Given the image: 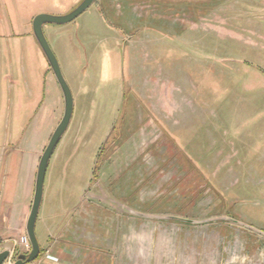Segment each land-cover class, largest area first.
Segmentation results:
<instances>
[{
    "label": "rangeland",
    "instance_id": "rangeland-1",
    "mask_svg": "<svg viewBox=\"0 0 264 264\" xmlns=\"http://www.w3.org/2000/svg\"><path fill=\"white\" fill-rule=\"evenodd\" d=\"M81 2L0 0V129L23 131L35 111L23 53L37 52L51 72L33 18ZM43 34L74 102L45 174L47 219L62 194L84 218L104 214L122 247H98L90 263L264 264V0H97L68 24L45 23ZM57 91L34 141L42 137L40 157L63 116ZM120 124L127 139L118 146ZM145 223L180 229L182 247H125ZM21 237L0 240L5 264L30 251Z\"/></svg>",
    "mask_w": 264,
    "mask_h": 264
},
{
    "label": "crops",
    "instance_id": "crops-1",
    "mask_svg": "<svg viewBox=\"0 0 264 264\" xmlns=\"http://www.w3.org/2000/svg\"><path fill=\"white\" fill-rule=\"evenodd\" d=\"M12 50L15 48L6 51L9 58L14 53ZM24 54L22 58L26 63L21 71L28 89V100L34 101L35 111L23 131L17 129L9 133L0 129V240L26 234L42 137L38 138V143L34 141L44 123L50 121L49 99L59 93L54 75L46 66L42 67L37 52L32 51L27 59ZM178 102L181 104L180 98ZM20 105L25 108L21 102L17 106ZM2 120L4 125L9 123L8 116ZM54 200L48 219L42 205L43 212L39 210L35 223L41 226L40 234H37L35 225L39 245L45 246L48 237L49 249L46 256L29 264H95L90 263V257L93 256L95 261L100 251L98 247H122L121 234L118 237L107 234L102 212L92 211L84 218L81 212L71 211L63 194ZM140 228L138 233L136 226L130 232L125 247H182L181 230L176 227L156 230L145 223Z\"/></svg>",
    "mask_w": 264,
    "mask_h": 264
},
{
    "label": "water",
    "instance_id": "water-1",
    "mask_svg": "<svg viewBox=\"0 0 264 264\" xmlns=\"http://www.w3.org/2000/svg\"><path fill=\"white\" fill-rule=\"evenodd\" d=\"M97 0H82V2L74 9V11L62 15V16H51L48 14H38L33 18L32 29L40 45L42 51L44 52L48 65L51 69L52 74L58 84L61 91L64 103L63 116L59 124L53 130L52 135L39 159L37 166V172L35 177L34 194L29 210V215L26 222V238L30 244V251L27 254H19L14 262V264H29L36 260L40 254V245L35 233V223L37 221L38 213L43 200V187L45 174L49 164V160L53 154V151L59 142L61 136L65 133V130L69 126L71 121V116L73 114V96L71 90L66 83L59 63L55 57V54L51 50L47 38L43 34V26L45 23L64 25L74 21L83 12L87 11ZM24 249V248H23ZM9 257L8 250L0 251V264H4L6 259Z\"/></svg>",
    "mask_w": 264,
    "mask_h": 264
},
{
    "label": "trees",
    "instance_id": "trees-1",
    "mask_svg": "<svg viewBox=\"0 0 264 264\" xmlns=\"http://www.w3.org/2000/svg\"><path fill=\"white\" fill-rule=\"evenodd\" d=\"M125 100V99H124ZM124 100H123V106H125V102H124ZM147 120V119H146ZM123 123V122H122ZM123 125V124H122ZM121 124H120V126L118 127V129H117V135L115 136V138H114V140H113V143H115V144H117L118 146L119 145H121L126 139H127V136L125 135V133H124V130H123V128L121 127L122 126ZM164 136H165V138L168 140V141H172V143L173 144H175L176 145V142L173 140V139H171L172 138V136L169 134V133H167V132H165L164 133ZM111 145H113L112 143H111ZM111 145H109L107 148H105L104 150H102V151H99V153H98V155H97V157H96V161H95V166H94V172H93V174L95 175L98 171H99V169H100V167L102 166V164L104 163V161L106 160V159H108V157H109V154H108V151L110 150V148H111ZM177 146V145H176ZM178 154L180 155V160H181V157H182V159H183V161H184V163L185 164H188V165H190L191 167H190V169L191 170H194V171H199V169L196 167V165L197 164H195L190 158H189V156L186 154V152L184 153V152H181V149H180V147H179V149H178ZM108 154V155H107ZM198 173V172H197ZM207 185V184H206ZM209 187H210V185H209ZM40 255V254H39Z\"/></svg>",
    "mask_w": 264,
    "mask_h": 264
},
{
    "label": "built area",
    "instance_id": "built-area-1",
    "mask_svg": "<svg viewBox=\"0 0 264 264\" xmlns=\"http://www.w3.org/2000/svg\"><path fill=\"white\" fill-rule=\"evenodd\" d=\"M21 238L22 239L20 242H21V244L24 245V247H23L25 249L24 251H29L30 250V244H29L27 238L26 237H21ZM8 260H9V257L6 259L5 263H7Z\"/></svg>",
    "mask_w": 264,
    "mask_h": 264
}]
</instances>
